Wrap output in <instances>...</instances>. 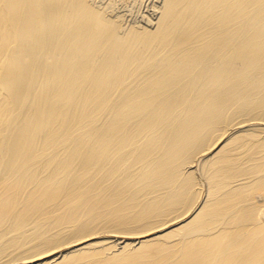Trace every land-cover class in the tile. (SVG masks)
I'll return each instance as SVG.
<instances>
[{
  "label": "bare ground",
  "instance_id": "bare-ground-1",
  "mask_svg": "<svg viewBox=\"0 0 264 264\" xmlns=\"http://www.w3.org/2000/svg\"><path fill=\"white\" fill-rule=\"evenodd\" d=\"M150 2L0 0V264H264V0Z\"/></svg>",
  "mask_w": 264,
  "mask_h": 264
},
{
  "label": "rangeland",
  "instance_id": "rangeland-1",
  "mask_svg": "<svg viewBox=\"0 0 264 264\" xmlns=\"http://www.w3.org/2000/svg\"><path fill=\"white\" fill-rule=\"evenodd\" d=\"M95 4L110 3L109 13L117 14L121 18V23L125 27L134 25H144L146 17H152L151 12L154 7L150 0H93ZM153 15V14H152ZM143 18V20H142ZM155 19V18H153ZM153 21V20H152ZM155 21V20H154ZM104 233H100L103 235ZM122 235V234H118Z\"/></svg>",
  "mask_w": 264,
  "mask_h": 264
}]
</instances>
